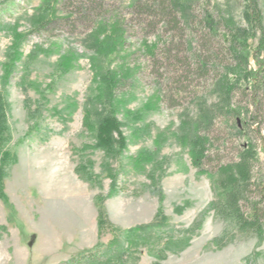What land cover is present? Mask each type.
I'll return each mask as SVG.
<instances>
[{"label": "rangeland", "instance_id": "1", "mask_svg": "<svg viewBox=\"0 0 264 264\" xmlns=\"http://www.w3.org/2000/svg\"><path fill=\"white\" fill-rule=\"evenodd\" d=\"M161 1L177 26L136 9L150 0H93L96 10L76 0H0V264H68L161 217L166 224L129 237L135 245L124 242L122 257L95 264H264V92L253 97L248 74L262 81L264 0ZM13 28L24 34L22 57L4 78ZM111 35L113 47L98 46ZM167 48L206 68L185 76ZM177 75L183 90H174ZM108 111L126 138L110 154L85 124ZM195 134L208 139L205 173L188 153ZM243 149L249 177L232 182L220 167ZM139 152L152 156L142 168Z\"/></svg>", "mask_w": 264, "mask_h": 264}, {"label": "trees", "instance_id": "2", "mask_svg": "<svg viewBox=\"0 0 264 264\" xmlns=\"http://www.w3.org/2000/svg\"><path fill=\"white\" fill-rule=\"evenodd\" d=\"M69 1V0H66ZM79 2H88L90 5H92V10H96L97 8H99V6H95V2H93V0H76ZM72 2V0H71ZM136 2V1H135ZM151 5H147L146 3L143 5H139L137 3L136 9L141 12V13H146V14H150L153 16H156L158 18V21H163L165 26L166 25H173L174 27L177 26V22L176 19L174 17V15L171 13L170 8L168 7V5L165 4L164 1L161 0H150ZM76 12L78 13L79 16L82 17V19L85 18L86 20V12H83L80 7L78 6L76 9ZM63 19V20H67ZM56 22V20L53 21H39L38 24L36 25V27H34L36 30L39 29H47L48 27H50V25H53ZM102 29L104 30V27L102 25H100L98 27V30ZM114 30H112V32L115 34L118 33L120 30L116 29V27H113ZM100 31V30H99ZM11 43H10V47H8V52L6 54V60L3 63V69L5 71L6 76L4 78H7L8 75H10L13 72V68L17 65V63L20 61L21 57H22V51L20 50L21 44H22V40L24 37V34L16 31V28H13V30L11 31ZM99 37L96 36V40ZM108 39V37H105ZM112 41L110 39H108L106 41V45L105 43H102V45L98 44L99 47L102 46V49H109L111 47H113L114 45V36L111 35ZM235 39V38H234ZM235 41H237V39H235ZM177 49V47H175ZM174 51V50H173ZM177 52L179 51L178 49L176 50ZM176 52V53H177ZM164 56L167 58L168 61H170L171 66L179 69L180 71H183L184 69V73L185 76L186 75H191V74H199L203 71L204 68H206L204 65L200 66L198 64V66L195 69H191L189 66V61L187 59H180L178 58L177 55L170 54V50L169 48H167V50H165L164 52ZM242 58H244L246 60V57L244 54L241 53ZM70 58L69 56L66 57L64 56L63 59H61V65L64 67V70H67L68 67L70 66ZM197 61V60H196ZM198 62V61H197ZM196 62V63H197ZM257 62V66L259 68V71H261L262 73V81H260L256 75V73H252L251 71H249L248 74H252L255 75V77H253L254 80V84H253V91L251 92V94H253V97L256 98L257 94L264 92V60L263 61H259V59H256ZM183 75H177V77H174L173 80V87L174 90H183V88L180 87V82L186 80V77ZM181 79V80H180ZM178 88H176V86H178ZM2 100L0 98V151L2 150V144L5 141V137H4V132L7 130L6 124H5V111L2 105ZM89 116V115H88ZM88 116H85V124L86 126L91 129L94 132V137H95V141H96V146L98 149H102L103 151L107 152L108 154L112 153L115 149L116 144H119L120 147L124 146L125 140L126 138L122 136V133L120 131V127H121V123L118 121V119L116 118L115 114L111 113V111H108L107 113L103 114L99 112V117L97 119H95V121H92L88 118ZM115 135H119V139L115 140ZM189 156L191 159V162L193 164V166L198 169L199 173H205L204 170L201 169V163L203 161V159L206 157L205 156V147L208 144V139L206 137L203 136H199L197 134H195L192 138H189ZM117 141V143H116ZM3 158L1 157V160H4L6 158L9 157V154L5 151L2 152ZM252 154H250V150L249 149H243L240 153L239 156V160L235 163H232L231 165H225L220 167L221 172L225 171L228 174V180L230 181H237V179H241L242 181H246L248 180L249 177V170H250V161L252 160ZM152 158V156H150L149 154L145 155L142 154V152H139L137 154V156L135 157V162L137 165H135L136 168H142V162L145 160H150ZM1 181H2V170L0 168V198L5 201V203H7V198L5 193L3 192L2 189V185H1ZM259 197H263L264 199V186L260 187L259 189ZM261 202H264V200H260ZM258 207L256 205H254L253 209H252V217L254 219L257 218V214H258ZM102 221L101 219L98 220V223L100 224ZM162 224H166V222L164 221V217L160 218L159 222H156L154 224H150V225H146L144 227H133L131 229H128L125 231L124 234H126V236H136L137 234H146L148 232H151L152 230L156 229L157 227L162 226ZM153 232V231H152ZM127 238L125 241H113V244L111 242L110 246L103 250L101 253H90L87 255H81L76 257L75 259L70 260V262H68V264H95L98 260H102L103 261H109L111 260L113 257H116L117 259L122 257V253L124 252V242L127 243L126 244V248L129 246H133L136 244V241L131 239V238ZM145 237V235H144ZM143 238V237H142ZM144 239V238H143ZM169 239V238H168ZM169 241V240H168ZM178 246L177 243L174 242H169V243H165V247L169 248L167 246ZM157 257H160L159 255H157ZM102 258V259H101Z\"/></svg>", "mask_w": 264, "mask_h": 264}]
</instances>
